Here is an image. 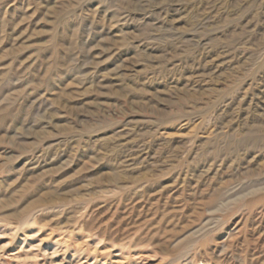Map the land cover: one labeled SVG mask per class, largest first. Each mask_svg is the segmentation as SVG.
Here are the masks:
<instances>
[{
  "label": "rangeland",
  "instance_id": "rangeland-1",
  "mask_svg": "<svg viewBox=\"0 0 264 264\" xmlns=\"http://www.w3.org/2000/svg\"><path fill=\"white\" fill-rule=\"evenodd\" d=\"M262 187L264 0H0V264H264Z\"/></svg>",
  "mask_w": 264,
  "mask_h": 264
},
{
  "label": "bare ground",
  "instance_id": "bare-ground-1",
  "mask_svg": "<svg viewBox=\"0 0 264 264\" xmlns=\"http://www.w3.org/2000/svg\"><path fill=\"white\" fill-rule=\"evenodd\" d=\"M262 188H264V187H262ZM259 189H261V188H259ZM254 194H255V192H254ZM255 196H257V195H255Z\"/></svg>",
  "mask_w": 264,
  "mask_h": 264
}]
</instances>
